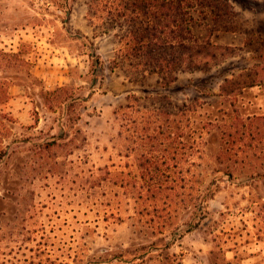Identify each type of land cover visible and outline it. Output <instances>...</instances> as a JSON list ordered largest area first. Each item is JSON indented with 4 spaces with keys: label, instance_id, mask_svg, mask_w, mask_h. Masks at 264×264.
I'll return each mask as SVG.
<instances>
[{
    "label": "rangeland",
    "instance_id": "rangeland-1",
    "mask_svg": "<svg viewBox=\"0 0 264 264\" xmlns=\"http://www.w3.org/2000/svg\"><path fill=\"white\" fill-rule=\"evenodd\" d=\"M91 1L0 0V264H264V0L170 73Z\"/></svg>",
    "mask_w": 264,
    "mask_h": 264
},
{
    "label": "trees",
    "instance_id": "trees-1",
    "mask_svg": "<svg viewBox=\"0 0 264 264\" xmlns=\"http://www.w3.org/2000/svg\"><path fill=\"white\" fill-rule=\"evenodd\" d=\"M109 16L106 31L115 23L119 43L117 53L126 52L130 65H143L145 72L154 64L169 73L211 44V33L202 41L203 30H228L233 7L228 0H92ZM93 24V21H92ZM212 28V29H210ZM214 28V29H213ZM204 43L203 45H200ZM123 59V58H122ZM162 134V132H161Z\"/></svg>",
    "mask_w": 264,
    "mask_h": 264
}]
</instances>
